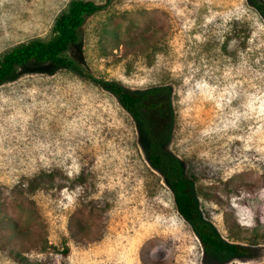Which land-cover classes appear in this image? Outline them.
Listing matches in <instances>:
<instances>
[{
  "label": "rangeland",
  "instance_id": "obj_1",
  "mask_svg": "<svg viewBox=\"0 0 264 264\" xmlns=\"http://www.w3.org/2000/svg\"><path fill=\"white\" fill-rule=\"evenodd\" d=\"M67 2L0 0V58L19 42L55 36ZM241 18L251 34L230 56L223 34ZM81 33L69 55L87 75L135 92L170 90V132L149 137L88 77L19 69L0 86V264H204L170 185L147 161L151 151L198 177V213L218 237L234 241L232 221L264 228V21L245 0H113ZM48 165L84 179L31 192V175ZM228 177L243 183L227 190ZM74 222L82 240L71 238ZM255 249L253 258L210 261L264 264V244Z\"/></svg>",
  "mask_w": 264,
  "mask_h": 264
},
{
  "label": "trees",
  "instance_id": "obj_2",
  "mask_svg": "<svg viewBox=\"0 0 264 264\" xmlns=\"http://www.w3.org/2000/svg\"><path fill=\"white\" fill-rule=\"evenodd\" d=\"M111 1L98 5L93 0H68L54 21L56 33L51 39L32 38L19 42L5 51L0 58V86L15 81L19 69L30 65H51L75 75L85 76L92 81L103 84L117 100L122 109L133 119L143 123L146 133L151 138L158 139L161 135H168L173 122V109L170 90L162 87H152L145 92H135L114 81H99L87 75L81 65L69 55V50L82 41L81 28L86 19L97 11L105 8ZM246 4L264 21V0H245ZM243 18L233 19L228 23V29L223 34L224 39L221 51L237 57L238 50L247 43L251 30ZM129 42L135 39L128 38ZM233 45L234 50H229ZM124 46L125 42H124ZM241 48V49H237ZM264 66V62L261 63ZM104 82V83H103ZM159 120L163 123L158 124ZM148 163L159 171L170 185L173 192V204L178 216L190 224L197 239L198 249L202 251L204 264H215L211 258L223 259L225 256L255 257L258 245L264 244V228H241L235 221L230 222V229L235 236L234 241H226L218 237L210 224L200 218L197 201L193 192V182L198 179L195 174L183 171V162L169 154L151 151L148 154ZM237 176V175H236ZM83 180V174L69 178L67 172L56 165L39 168L31 175L29 188L31 192L55 191L61 192L65 180ZM241 177H228L224 186L241 185ZM75 184H72L74 186ZM202 193L205 194V191ZM12 230V229H11ZM13 232L15 231L12 230ZM81 224L74 222L70 233L73 240L79 241ZM65 256L68 248L64 249ZM65 264V263H63Z\"/></svg>",
  "mask_w": 264,
  "mask_h": 264
}]
</instances>
